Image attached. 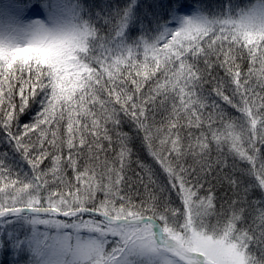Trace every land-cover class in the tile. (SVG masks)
<instances>
[{
	"label": "snow or ice",
	"instance_id": "obj_1",
	"mask_svg": "<svg viewBox=\"0 0 264 264\" xmlns=\"http://www.w3.org/2000/svg\"><path fill=\"white\" fill-rule=\"evenodd\" d=\"M0 264H264V0H0Z\"/></svg>",
	"mask_w": 264,
	"mask_h": 264
},
{
	"label": "trees",
	"instance_id": "obj_2",
	"mask_svg": "<svg viewBox=\"0 0 264 264\" xmlns=\"http://www.w3.org/2000/svg\"><path fill=\"white\" fill-rule=\"evenodd\" d=\"M142 2H147V0H142ZM141 158L145 160L146 163H151V158L147 156L145 152H140Z\"/></svg>",
	"mask_w": 264,
	"mask_h": 264
}]
</instances>
